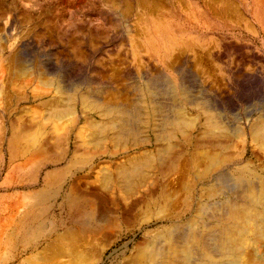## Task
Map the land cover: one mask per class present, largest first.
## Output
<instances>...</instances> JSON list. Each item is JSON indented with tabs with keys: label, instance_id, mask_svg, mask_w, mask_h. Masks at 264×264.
<instances>
[{
	"label": "rangeland",
	"instance_id": "rangeland-1",
	"mask_svg": "<svg viewBox=\"0 0 264 264\" xmlns=\"http://www.w3.org/2000/svg\"><path fill=\"white\" fill-rule=\"evenodd\" d=\"M251 10V0H0V264H133L164 229L145 222L147 203L166 189L182 206L207 163L239 156L242 139L220 145L231 128H264V31ZM262 131L248 158L264 154ZM166 150L175 159L143 196L145 166Z\"/></svg>",
	"mask_w": 264,
	"mask_h": 264
},
{
	"label": "bare ground",
	"instance_id": "bare-ground-1",
	"mask_svg": "<svg viewBox=\"0 0 264 264\" xmlns=\"http://www.w3.org/2000/svg\"><path fill=\"white\" fill-rule=\"evenodd\" d=\"M251 6L252 18L264 31V0H251ZM236 119V123H241L240 118ZM163 122H166V120ZM168 123L171 124L170 121ZM256 127L258 128V124ZM254 128L252 127L248 133H246V129L242 128L241 136L240 134H236L238 131H235L236 133L232 131L235 128H231L230 135L225 137L224 143L220 144V142L219 144H230L234 142L236 138L237 140L242 139L241 142H239L242 144V151L239 156L236 155L238 156L236 157L233 155L235 159L224 160L223 156L226 157V155H223L221 156L222 158L220 157L223 159L222 161L214 162L212 160L210 162L211 164L207 163L206 172L204 171V174L200 172L201 174L199 173L198 176H196L200 183L198 185L195 183L192 187H188V195L183 199L182 206L176 205V209H174L173 205L172 208V196L166 189L163 191V195H161V201L157 199L150 204L146 202L147 208L143 215L146 217L145 222L150 223L152 218H155L157 222L163 224L164 229L163 231L155 232L154 236L149 240L144 239L146 241L141 243L138 248L135 249V252H132L133 257L131 258L134 259L131 263L264 264V154L260 155L256 153L254 147H251V157L248 158L249 144L260 140L258 130L261 131V129H263L262 132H264V128L251 131ZM135 131L137 130L135 129ZM163 132L165 133V131ZM261 138L264 143V134ZM184 139L186 142L188 138L185 137ZM199 143H202V141H199ZM167 150L165 152L166 154H163V156L159 155V166L152 167L149 164V167H147L148 165L145 166V168L150 170L147 171L146 177L148 176V178L153 181H149V184L146 182L144 183L145 179L142 181V184L146 187L142 193L143 196L149 193L148 187L156 184V178L165 176V171L168 170V167L165 166L166 159L172 158L170 160L172 162L175 159L172 157V153ZM141 155L142 156L135 158L136 162L148 156L149 152L144 151ZM227 156L232 157L231 154ZM194 162L198 161L196 160ZM215 164L218 165V170L214 172L215 174H212L213 172H211L210 169L215 166ZM138 166H141V164L139 163ZM165 167H167V169ZM202 167H204V165L201 166V168ZM231 168L236 169L240 174H248L250 179L247 181H239L230 174L229 169ZM137 171L136 168L135 172L139 174V171ZM144 172L145 171H141L142 174H144ZM120 174H123V172L121 171ZM53 176H51V178ZM124 177L123 179L127 178V176L126 178ZM211 179L214 181V184H210L209 180ZM51 183L53 185L55 182L53 183L52 181ZM47 185L48 183L46 186ZM47 189H45V191ZM227 192L232 193L233 198L227 196V200L225 198L226 201H216L220 194L226 196ZM152 215H154V217H152ZM104 254L105 249L103 248L98 254V259L97 256L96 259L99 262L102 261Z\"/></svg>",
	"mask_w": 264,
	"mask_h": 264
}]
</instances>
